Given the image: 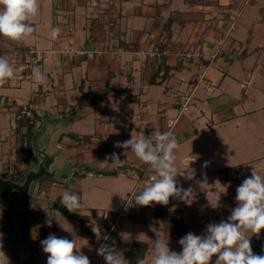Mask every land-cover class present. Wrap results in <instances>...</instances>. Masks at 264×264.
<instances>
[{
  "label": "crops",
  "instance_id": "1",
  "mask_svg": "<svg viewBox=\"0 0 264 264\" xmlns=\"http://www.w3.org/2000/svg\"><path fill=\"white\" fill-rule=\"evenodd\" d=\"M260 2L264 1L260 0ZM165 4L168 5V9L163 8ZM252 5H247L244 8ZM260 7H258V14L253 15V22L264 24ZM115 8H120L119 12L113 20L109 19L112 21L109 25H118V28L114 31L110 27L114 31V35L111 36L105 19L110 17L111 10L115 11ZM82 9L88 10V15L86 11L84 12L85 21L80 16ZM192 9L186 0H118L114 6H111V10L105 12L106 17L103 20L98 18L89 20L87 17H92L93 10L96 11V8L91 6L86 8L81 3L76 6L73 4L70 13L71 15L76 14L77 18L80 17V22H85L86 31L79 29V27L82 28V23L77 19L72 38L52 39V42L47 44L48 49L44 48V50H48V54L52 53V57L55 54L53 59L58 63L56 67L60 70L58 81L61 82L60 86L56 88L57 92L54 93L56 96L52 94L51 97L41 100L42 103H46V101H52L53 96L56 99L50 104L53 106V112H48V115H56L52 120L53 127H50V130L53 129L52 136H47L48 129H45V124L42 128L43 132L46 130L42 142H48L46 143L47 148L44 149L45 153L50 156L49 152L53 151L55 146L60 151V155H54L51 158V170L59 169L64 163L71 161L72 166L76 168L75 176L82 180L84 178L85 180L92 179L96 176L92 167L100 168L105 172L106 175H98L100 180L123 179L126 174L135 176L136 170H139L146 176V184H148L155 177V173L150 174L152 171L150 166L141 162L134 153L129 152L127 156L124 155L125 150L116 148L114 145L116 142L131 139L132 135L150 136L155 128H159L161 131L165 127L168 129V121L179 116L182 103L185 98L190 96L192 99L190 107H195V115L187 118L185 115L189 111L188 109L178 119L174 128L168 129L173 132L179 143L198 138V135H201L200 131H207L209 137H213L217 126L221 129L234 130L235 134L240 133L238 137L243 140L251 137L245 136L241 130L245 129L244 131H246V129L254 128L257 129L260 140L264 141L261 130L254 126L255 123L261 126L264 122V51L258 55L255 50H243L244 41L241 38H226L231 32L238 31V24L236 25L235 20L220 23V28H217L218 38H204L205 28L202 23L198 25L204 31L192 37L188 33V27H191L193 23L182 26L180 21L173 24L172 33L169 36L164 30V25L170 14L178 11L184 13L192 11ZM55 11L53 10L52 20L54 27L58 26V20L64 13L63 10ZM242 11L240 12L241 18L245 16V12ZM93 14L96 15V12ZM246 14L249 17L250 10L249 12L247 10ZM205 19L207 18L205 17ZM33 24L36 27L38 25ZM233 25L234 29H232ZM88 31L95 36V44L87 40ZM185 35L186 38H184ZM253 38L254 31L252 30V39L249 45L253 42ZM60 47L80 52L83 50L84 52H81V55L73 56L69 53L64 54ZM254 55L258 56V60L252 64L248 60L249 56L251 58ZM160 59L161 62L158 65L157 60ZM241 59L243 60L242 64L235 65V61ZM162 62L169 68V71L166 72L165 69H162L157 74ZM228 77L232 81L230 84H235L234 90H231L233 88L226 81ZM206 84L213 85L215 90L209 91ZM202 87L210 93L230 97L233 104L230 108H226L230 111L227 112L224 110L225 108L219 112L214 111L209 96L205 97L204 91L200 92ZM108 89L109 91H107ZM104 94L105 97H101ZM41 96H45V94ZM35 111L37 112V109ZM37 114L42 121L47 116H41V113L38 112ZM65 116H68L69 120H66ZM191 117L193 119H190ZM43 132L41 137L44 136ZM247 133L249 132L246 131V135ZM70 134H76L79 138L91 136L95 141L91 144L81 145ZM49 138L56 140L55 145ZM113 153L119 155L122 161L121 166L114 167L111 159ZM193 158L195 157L189 154L182 159L184 161ZM248 160L245 158L234 159L231 164L233 167L240 168L239 166L249 163ZM196 162L195 160L193 164ZM26 165V168H20L18 171L28 170L29 172L31 168L28 164ZM114 171L117 174H113ZM212 172L209 175L213 178L218 176L216 170H212ZM200 175L195 173L194 178L185 179L184 182L194 183L197 181L196 183H201ZM42 184L43 182L36 188H40ZM52 213V217L56 218L54 210ZM88 213L82 208V215H88ZM49 217L51 216L42 219L39 233L30 231L32 237L40 234L47 238L49 229L54 228L53 230H55V219H53L51 227L46 223ZM62 217L61 224L68 228L67 220L64 222L65 218L62 219ZM33 221L25 224L29 227ZM68 222L70 221L68 220ZM74 225V223H70L69 228H74ZM11 226L14 227V224ZM57 229L65 235L68 232L63 230L60 225ZM22 232L24 235V227ZM53 233L55 235V231ZM81 237L87 242L79 243V246L85 245L80 251L88 253L90 241Z\"/></svg>",
  "mask_w": 264,
  "mask_h": 264
},
{
  "label": "rangeland",
  "instance_id": "2",
  "mask_svg": "<svg viewBox=\"0 0 264 264\" xmlns=\"http://www.w3.org/2000/svg\"><path fill=\"white\" fill-rule=\"evenodd\" d=\"M114 1L116 2L118 0H39V14L33 18V23L38 25L37 27L34 25L36 31L32 37L26 42H13L0 36V56H4L10 62L15 73L14 77L10 79L7 84L0 87V175L12 177V173L18 172L20 168H26V164L30 166V170H37V166L43 158L47 160L46 157L51 159L54 155H60L59 148H56V146L53 151H50L51 153L49 152L50 156H48V153L42 155L44 149L47 148L46 143H48L47 141L42 142L46 135L44 132L48 129V132H46L47 136H52L53 129L50 130V127H53L54 122H52V120H54L56 116L55 114L48 115L53 112V106L50 104L56 101L54 97L56 95L54 93L57 92L56 88L59 87L61 83L58 81L60 70L56 68L58 63L53 59L55 54L52 57V53L48 54V50H44V48L48 49L47 44L52 42L51 30L54 28L52 23L53 10L64 11L63 15H59L61 19L58 20V26H55L61 30L58 39H69L73 36L76 20L78 19L80 22V17L77 18L76 14L71 15L70 13L73 4L76 6L78 3H81L86 8L90 6L95 7L96 11L93 10V13L96 12V15L93 13L91 15V10L90 15L92 17L87 18H89V20H91L90 18L103 20V18L106 17L105 12L109 9L111 10V6H114ZM251 4L255 6H251L252 8H244ZM262 5H264V2H260V0H192L190 4L193 8L192 16L194 15L192 19L195 20L196 18V21L193 22L191 27H188V33L192 37L199 35L204 31L202 27H199L202 23L205 28L204 38H218L217 34H219V32H217V28H220V23L222 21L235 20L236 25L238 24V31L231 32L226 38H241L242 41H244L243 50H255L258 52L256 54L261 55L264 51V48H261L264 47V24L254 23L253 15L258 14V7H262ZM83 9L80 16H82L83 21H85L86 18L84 17L86 16L84 12L86 11L88 15V10ZM119 9L115 8V11L111 10L110 17L105 19L107 22V29H110V27H112L113 30L118 28V25L111 26L109 23L116 17ZM241 10L245 12V16H242V18L240 13ZM247 10L248 12L250 10L249 17L246 14ZM122 12L124 11L122 10ZM205 17L207 19H205ZM83 21L80 22L82 23V28L79 27V29L86 31L85 22ZM112 29L109 31L107 30L111 32V36L114 35L115 31H112ZM250 30L254 31V40L251 45H249L251 41L249 40ZM88 32V37H86L88 38L87 40L96 41L94 38L95 36H93L90 31ZM101 37L103 38V36ZM184 38H186V35ZM222 38L225 37L222 36ZM39 48L43 49L40 50ZM61 50L64 54L69 53L73 56L81 55V52H84L83 50L81 52L72 49L68 50L67 47ZM257 60L258 56L254 55L251 58L249 56L248 61L253 64V62ZM242 62V59L239 61L236 60L235 65L240 66ZM157 64H160L158 60ZM34 67H39L45 75L46 79L44 84L40 85L36 83L32 71ZM249 70L251 69L249 68ZM221 79L223 78L221 77ZM226 81L228 85L233 88L235 84H230L232 81L229 77ZM231 90H234V88ZM200 92H203L205 97L209 96L208 98L213 105L212 108L214 111L219 112L222 108L226 110L227 107L230 108L233 104L231 98L226 95L222 96L216 93H210L204 87L200 88ZM42 94H45V96H41ZM52 94L54 95L52 101H46V103L41 102V100H45V97H51ZM29 104L35 107L34 109H37V112L39 114L41 113V116L47 115L43 121L41 118L39 122L35 121L33 119V113L31 117L23 116V106L25 107ZM190 108L185 115L187 118L196 113L195 107ZM226 111L229 112L230 110ZM177 117L178 115L176 118ZM26 118L32 119L36 123V126H38L34 136V150L28 159V163L24 162V159L27 157V142L25 138L27 129L26 126H20V123L25 121ZM65 118L69 120L68 116H65ZM190 119H193V117ZM123 120L128 123L125 118H123ZM43 124H45L44 126L46 127L44 132L42 129ZM255 124V128L259 127V130H261V135L264 140V122L261 126L258 123ZM198 128L200 127L198 126ZM168 129L170 128L168 127ZM168 129L165 127L163 131H169ZM244 130L245 129H242L241 131L245 136H250L251 138L246 140L240 139V137H238L240 133L235 134L234 130L221 129L217 126L213 132V137H209L207 131H200L201 135H198V138L180 143V148L177 152V167L179 169H184L186 167L182 159L185 156L190 154L191 156L197 157V162L191 165V167L196 170L197 174H201L200 181L202 182H184L185 178L178 176V186H182L185 189L191 187L193 189L192 196L189 201H181L172 197L166 207L168 209L181 208L185 215V221L189 231L195 235H204L207 225L210 223H219L221 220H227L231 215V210L237 206L235 200L236 189L246 178L251 176L253 168L257 170L259 175L264 177V141H262V139L260 140L257 129H246V131L249 132L247 135ZM42 132L44 136L41 137ZM54 138L53 140L51 138L49 139L52 140L55 145L56 140ZM92 140L95 141L93 138ZM96 142L99 141L96 140ZM78 144L83 145L81 142H78ZM244 158L246 160L249 158L253 159L251 161L248 160L250 161L249 163L239 166L240 168L236 172H230L227 178H223L219 175L220 170L229 166L233 167L231 164L232 160H242ZM205 162H207V166H204ZM92 169L96 176L92 179L85 180L84 178V180H82V178L79 179L75 176L74 172L76 168L72 166L71 161H68L59 169H50L49 172L55 174L54 176L43 177L38 181L32 182L27 202H23L20 194L17 192H11L8 200L0 196L2 210L7 214L4 216V213L2 214V210H0V242L3 244V251L9 258L10 264H26V262H31V264H47V254L43 252L41 246V241L46 239V237L44 238L40 234H36L32 237L30 231L33 230L39 233L42 219H44V217L47 218L49 215L51 217L53 216L52 211L54 209L50 207V203L51 205H62L60 203L62 199L60 195L66 190L80 196L83 205L82 208L89 212L88 215L96 214L100 216L106 214L107 218L111 215V222L109 223L111 226L110 229H108L106 225V231L109 233L107 236L108 240L105 241L103 239L104 236H100V238L94 237L93 242H89L91 244L89 246L90 251L88 253H83L89 258L91 264H106L104 258L99 256L96 251L103 243H108L114 246L117 251L122 252L124 258L127 260V264L128 251L134 240H142L148 243L146 260H150L152 243L158 237L165 242L168 241L170 250L177 253L182 251L179 240L184 236L177 238L176 234L172 231H168V235L165 236L162 231V226L154 220L149 207L135 204L133 194H138L146 185L147 178L144 176V173L136 170L135 176L126 174L123 179L105 180L101 178L102 180H100V176L98 175H103L105 172L100 168L96 169L92 167ZM151 170L150 174L155 173L153 169ZM212 170H216L218 176L216 175V177L213 178V176L209 175L210 172L213 173ZM207 171L209 172L206 173ZM127 172L129 173V171ZM42 182V187L36 188L37 185ZM151 182L152 181H149V183ZM217 201L219 207L212 208L210 203L215 204ZM55 211L57 210H54V213H56ZM58 211L62 215L61 211ZM80 211L82 212V209ZM63 218H65L64 222L67 220L66 223H68V228L70 223H74L75 225L74 228H71L73 229L72 232H67L66 235L62 232L59 233L70 240L73 239L74 236L82 238L79 232V222L77 221V223L74 220L71 221L66 216ZM56 219L61 223V217L57 213ZM68 220L70 222H68ZM32 221L33 224L29 227L25 224ZM54 223H56L55 228L60 225L56 220ZM13 224V229L8 230L7 227ZM23 227L24 235L22 232ZM53 229H49V234H54L53 232L55 230ZM48 236L49 235H47V237ZM263 236L264 229L261 230L259 235H252L250 237L251 247L253 253L256 255H264V249H262L263 245L261 244L264 243ZM80 242V240L77 241V247ZM34 251L38 252L39 258L35 257L31 259ZM216 259L217 256L214 255L210 264H215Z\"/></svg>",
  "mask_w": 264,
  "mask_h": 264
},
{
  "label": "clouds",
  "instance_id": "3",
  "mask_svg": "<svg viewBox=\"0 0 264 264\" xmlns=\"http://www.w3.org/2000/svg\"><path fill=\"white\" fill-rule=\"evenodd\" d=\"M39 7V0H0V36L13 42H26L36 31L33 18L38 16ZM60 31L57 27L52 28L51 38L57 39ZM32 71L36 83L44 84L46 77L41 69L34 67ZM14 75L13 66L4 56H0V87L7 84ZM173 127L174 123L170 122L169 128ZM114 147L124 149L126 156L129 152L134 153L141 162L155 171L152 182L146 184L138 194H133L136 205L151 206L156 203L167 206L172 197L189 201L193 189L178 186L177 177L182 176L188 180L194 178L196 170L191 165L197 157L185 159L184 169L177 167L180 143L172 131L155 128L150 136L132 135L129 140L116 142ZM111 159L114 167L122 165L117 153H113ZM204 166H207V162ZM60 197V203L70 213L81 214L83 205L80 196L66 190ZM235 200L237 206L231 210L227 220L208 224L204 235L189 232L182 237L179 240L181 252L170 250L168 241L158 237L152 243L150 260L137 258L136 264H210L214 255L217 256L215 264H264V255L254 254L250 243V237L259 235L264 229V177L259 175L255 168L252 169L251 176L237 187ZM218 201L215 204L210 203L211 207H219ZM55 212L62 217L58 210ZM53 219L63 230L73 231L55 217H49L46 221L49 227ZM93 231L100 238L99 227H95ZM103 239L107 241L108 237L104 236ZM78 240L86 241L75 236L70 240L49 234L41 241L43 252L47 254V264H91L89 258L80 251L85 245L77 247ZM96 251L104 258L106 264H127L122 252L108 243L101 244ZM0 264H10L3 251L2 242Z\"/></svg>",
  "mask_w": 264,
  "mask_h": 264
},
{
  "label": "trees",
  "instance_id": "4",
  "mask_svg": "<svg viewBox=\"0 0 264 264\" xmlns=\"http://www.w3.org/2000/svg\"><path fill=\"white\" fill-rule=\"evenodd\" d=\"M188 5H190L192 3V0H186ZM192 6V5H191ZM164 9H168V5L165 4L163 6ZM192 11H188V12H172L170 14V16L167 18V21L164 25V30L169 34V36H171V27L173 26V24L177 21H180L182 26H185L186 24H191L193 22L196 21L192 19ZM260 14L264 17V7L260 8ZM252 30H250V36H249V40H251L252 38ZM246 53V52H244ZM165 69L166 72L169 71V68H167V66H165V64L162 62V64L160 65L157 74L160 72V70ZM109 91V89L107 90ZM106 91V92H107ZM101 97H105V94ZM33 113V119L35 121H39L40 120V116H38L37 112L35 110L32 111ZM20 126H26L27 132L25 135L26 138V145H27V157L24 159L25 163H28V159L29 157L32 155L31 153L34 150V136L36 133V123L29 118H26L25 121H22L20 123ZM70 136L73 139H76L77 141L81 142L83 145L86 144H91L94 143V141L92 140L91 136H84L83 138H79L76 134H70ZM93 141V142H92ZM237 170H239L238 167H227L224 168L222 170L219 171V175L222 176L223 178H227L230 172H236ZM28 172V170H22V171H18V172H14L12 173V177H5L0 175L3 179H9L12 180L14 182H18V183H23L25 180V174ZM113 174H117L116 171L113 172ZM142 174V173H141ZM143 175V174H142ZM42 187V186H41ZM40 187V188H41ZM52 209L54 210H60L62 215L68 217L71 220H75L78 221L80 224V232L81 235L84 238H87L91 243L94 240V237H97L94 232H93V226H94V222L92 220V215H82V214H77V213H70L65 207H63L62 205H57V204H52L50 206ZM150 209V212L152 214V217L154 218V220L159 223L162 226V231L164 232L165 236L168 235V231H172L173 233L176 234V237H182L185 236L187 233H189V229H188V225L186 224L185 221V215L183 213V210L181 208H173V209H168L166 206L160 205V204H156L153 203L151 206H148ZM0 210H2V206L0 204ZM4 216L7 215L5 214V212H1ZM96 213V212H95ZM114 213H118V212H114ZM94 215V214H93ZM111 220V215L108 216L107 218V228L110 229V221ZM1 221V220H0ZM7 229H13V227L10 225L7 227ZM55 235L58 237H62L61 234L59 233V231L57 230V228H55ZM264 239V236H263ZM262 249H264V243H261ZM148 252V243L142 241V240H134L131 244V247L128 251V264H136V260L137 258H144L146 260V254ZM34 256V257H33ZM38 257V252L34 251V253L31 256L32 258ZM30 261V260H29ZM26 264H31V262H26Z\"/></svg>",
  "mask_w": 264,
  "mask_h": 264
},
{
  "label": "water",
  "instance_id": "5",
  "mask_svg": "<svg viewBox=\"0 0 264 264\" xmlns=\"http://www.w3.org/2000/svg\"><path fill=\"white\" fill-rule=\"evenodd\" d=\"M45 154V151H43L42 155ZM46 158L47 160H45L44 158L41 160V162L37 166V170L32 169L26 173L25 180L22 184L9 179H3L0 176V196L8 200L9 194L11 192H17L18 194H20L22 201L27 202L29 189L32 182L38 181L43 177H51L55 175L49 172L52 164V159L48 157Z\"/></svg>",
  "mask_w": 264,
  "mask_h": 264
},
{
  "label": "built area",
  "instance_id": "6",
  "mask_svg": "<svg viewBox=\"0 0 264 264\" xmlns=\"http://www.w3.org/2000/svg\"><path fill=\"white\" fill-rule=\"evenodd\" d=\"M232 29H234V25L232 26ZM91 42L95 44V41H91ZM159 62H161V59L159 60ZM202 78H203V76H202ZM206 85H207V88H208L209 91H214L215 90L213 85H208V84H206ZM191 101H192L191 96L185 98L184 102L182 103L181 111L179 113V116L177 118H175L174 120H169L168 121V127H169L170 122L174 123V126L176 125L178 119L184 114V112H186L189 109ZM34 108L35 107H33L31 104H29V105H27L25 107L23 106V110H22L23 116L31 117L32 116V111L35 110ZM173 128H170V129H173ZM92 220L94 222L93 229H95V227H99L100 233H101L100 236L103 237V236H108L109 235V233H107V231H106V225H107V215L106 214L105 215L103 214V215H100V216H97L96 214L92 215Z\"/></svg>",
  "mask_w": 264,
  "mask_h": 264
},
{
  "label": "flooded vegetation",
  "instance_id": "7",
  "mask_svg": "<svg viewBox=\"0 0 264 264\" xmlns=\"http://www.w3.org/2000/svg\"><path fill=\"white\" fill-rule=\"evenodd\" d=\"M22 184V183H21Z\"/></svg>",
  "mask_w": 264,
  "mask_h": 264
}]
</instances>
